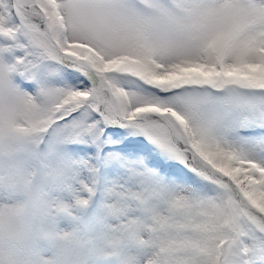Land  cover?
Masks as SVG:
<instances>
[{"label": "snow or ice", "instance_id": "1", "mask_svg": "<svg viewBox=\"0 0 264 264\" xmlns=\"http://www.w3.org/2000/svg\"><path fill=\"white\" fill-rule=\"evenodd\" d=\"M0 264H264V0H0Z\"/></svg>", "mask_w": 264, "mask_h": 264}]
</instances>
